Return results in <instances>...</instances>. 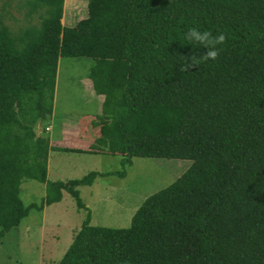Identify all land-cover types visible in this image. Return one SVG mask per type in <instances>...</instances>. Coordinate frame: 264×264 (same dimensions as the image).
<instances>
[{"label": "trees", "instance_id": "1", "mask_svg": "<svg viewBox=\"0 0 264 264\" xmlns=\"http://www.w3.org/2000/svg\"><path fill=\"white\" fill-rule=\"evenodd\" d=\"M24 4L38 23L13 32L0 20V238L63 189L83 208L78 185L125 175L47 179L49 135L34 124L52 111L59 57L87 56L95 136L54 148L191 161L128 226L92 224L87 207L57 264H264V0H87L73 25L64 0ZM192 27L226 41L215 61L181 71L206 52L185 38ZM24 177L45 182L41 204L21 202Z\"/></svg>", "mask_w": 264, "mask_h": 264}, {"label": "rangeland", "instance_id": "2", "mask_svg": "<svg viewBox=\"0 0 264 264\" xmlns=\"http://www.w3.org/2000/svg\"><path fill=\"white\" fill-rule=\"evenodd\" d=\"M24 1L0 0V20L13 32L40 20L39 11L32 16L25 15ZM86 13L87 0H64L61 22L73 25ZM91 63L92 59L87 56L59 57L52 111L35 122L37 133L42 131L44 124L46 133L51 136L60 131V125L72 129L77 122L85 124L86 120L90 123L86 116L95 114L101 107V99L87 76ZM75 130L71 132L77 134ZM121 156L120 153L51 149L47 179L67 180L92 169L106 172L124 167L125 175L99 174L93 183L78 185L86 207L78 208L74 197L65 189L59 201L44 204L42 209L31 207L20 223L0 238V264H57L85 218L87 207L92 224L128 226L144 198L173 181L191 161L179 157L135 155L131 163L123 164ZM44 194L45 182L34 177L21 179L19 197L23 204H41Z\"/></svg>", "mask_w": 264, "mask_h": 264}, {"label": "clouds", "instance_id": "3", "mask_svg": "<svg viewBox=\"0 0 264 264\" xmlns=\"http://www.w3.org/2000/svg\"><path fill=\"white\" fill-rule=\"evenodd\" d=\"M185 38L194 44L202 45L206 49V52L200 56L194 53L192 56L187 57V63L182 66L181 71H188L193 67H197L201 62L208 60L215 61L222 50L219 46L223 45L226 41L224 33L213 35L211 31H201L196 27L190 28Z\"/></svg>", "mask_w": 264, "mask_h": 264}, {"label": "crops", "instance_id": "4", "mask_svg": "<svg viewBox=\"0 0 264 264\" xmlns=\"http://www.w3.org/2000/svg\"><path fill=\"white\" fill-rule=\"evenodd\" d=\"M76 4V2H75ZM93 115V114H92ZM90 116V115H88ZM86 118H88L86 116ZM85 124L80 121L79 124L75 125L74 128L70 129L66 126H61L60 125V131H56L54 135H48L49 137V144L50 148L48 151V156L49 152L51 149H55V146H65V145H80V146H87L92 142L94 136H95V131L94 128L92 127L91 123L87 124V121H84ZM46 125V124H45ZM91 125V126H90ZM76 128V130H75ZM75 130L77 134L72 133L71 131ZM61 150V149H58ZM65 151V150H63ZM68 151V150H67ZM48 156H47V170H48ZM99 178V177H97ZM97 178L95 180H97ZM86 204V203H85Z\"/></svg>", "mask_w": 264, "mask_h": 264}, {"label": "water", "instance_id": "5", "mask_svg": "<svg viewBox=\"0 0 264 264\" xmlns=\"http://www.w3.org/2000/svg\"><path fill=\"white\" fill-rule=\"evenodd\" d=\"M39 125H41V120L39 121Z\"/></svg>", "mask_w": 264, "mask_h": 264}]
</instances>
